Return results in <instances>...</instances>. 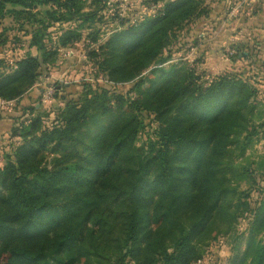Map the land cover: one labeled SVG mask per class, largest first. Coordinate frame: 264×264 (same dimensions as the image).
<instances>
[{
    "label": "trees",
    "instance_id": "trees-1",
    "mask_svg": "<svg viewBox=\"0 0 264 264\" xmlns=\"http://www.w3.org/2000/svg\"><path fill=\"white\" fill-rule=\"evenodd\" d=\"M9 4L22 7L12 14L26 23L49 5L42 25H84L104 0H93L89 11L82 0H0V24ZM208 12L203 0H169L160 15L114 32L101 46L100 67L116 82L137 78L135 94L89 87L79 101H67L56 125L42 128L39 116L24 128V141L0 169V264H87L93 243L111 237L125 242L120 264L126 257L138 264L199 258L198 240L222 215L233 179L247 178L230 164L229 147L238 104L254 92L237 75L202 86L190 67H163V50L176 36L169 22L189 24ZM77 30H66L60 45ZM32 44L43 55L29 53L1 72L0 97L23 94L54 55L36 37ZM60 148L63 161L43 165L44 153ZM255 213L241 236L245 250L239 244L229 264H245L254 245L252 261L264 264V239L257 238L264 198Z\"/></svg>",
    "mask_w": 264,
    "mask_h": 264
},
{
    "label": "rangeland",
    "instance_id": "rangeland-1",
    "mask_svg": "<svg viewBox=\"0 0 264 264\" xmlns=\"http://www.w3.org/2000/svg\"><path fill=\"white\" fill-rule=\"evenodd\" d=\"M167 1L104 0L94 19L84 25L77 21H47L42 25L41 20L49 5L41 6L40 11L35 13L33 11L32 22L26 23L25 19L18 20L17 15L12 14L13 10L22 7L12 4L7 6L8 11L0 24V73L14 69L16 62L29 53L43 55L44 50L32 44L34 37L52 50L54 55L41 66L39 75L23 94L15 98L0 97V169L24 141L25 127L39 116L42 118V128L56 125L58 115L65 109L67 101H79L89 87L97 92L106 88L110 92L135 94L132 91L137 78L116 82L102 70L99 64L103 54L101 46L121 28L139 23L146 17L160 15ZM82 2L86 11L96 8L93 0ZM169 23H173L170 26L174 28L176 36L173 44L163 50V56L169 58L163 64L164 68L190 67L197 72L202 86H208L217 75L233 74L247 80L254 89L247 101L243 99L238 104V123L234 126L233 143L229 147L230 164L244 171L247 178L233 179L232 192L225 209L198 240L200 256L191 263L229 264L239 244L241 251L245 250L247 243L241 236L247 235L250 222L264 198V54L256 42L250 46L245 37L233 48L225 49L223 46L220 49L221 55L226 53L231 58L230 64L226 61L220 65L218 74H213L202 65L204 55L197 47L201 38H208L207 34L202 33L212 29L203 27L198 19L189 24L181 21ZM70 29H78L79 35L74 41L60 45L61 36ZM94 52L97 55H93ZM146 135L141 134L139 142L144 141ZM64 152L67 150L49 149L44 153L43 165L53 167L57 162H62ZM257 238L264 239V228ZM166 242L170 244L169 238ZM92 247L87 264H120L126 252L125 242L114 237L108 241L97 240ZM256 248L254 245L245 264H255L256 260H252L258 258ZM121 264L138 262L126 257Z\"/></svg>",
    "mask_w": 264,
    "mask_h": 264
},
{
    "label": "crops",
    "instance_id": "crops-1",
    "mask_svg": "<svg viewBox=\"0 0 264 264\" xmlns=\"http://www.w3.org/2000/svg\"><path fill=\"white\" fill-rule=\"evenodd\" d=\"M209 5V12L198 18L201 25L210 27V32H203L197 45L202 51L204 68L218 74L220 65L229 61L227 54L221 55L220 49L233 48L244 41L251 46L256 42L264 54V0H204ZM202 19V20H201ZM255 40V41H254ZM246 52V51H243ZM249 53V51L247 52ZM227 55V56H226ZM233 64V60L231 61Z\"/></svg>",
    "mask_w": 264,
    "mask_h": 264
}]
</instances>
